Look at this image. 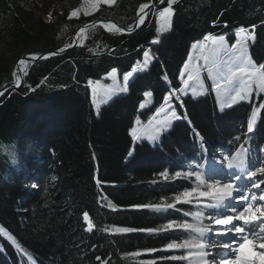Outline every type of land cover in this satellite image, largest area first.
Here are the masks:
<instances>
[{
  "label": "trees",
  "instance_id": "obj_1",
  "mask_svg": "<svg viewBox=\"0 0 264 264\" xmlns=\"http://www.w3.org/2000/svg\"><path fill=\"white\" fill-rule=\"evenodd\" d=\"M79 1L0 0V90L14 81L19 59L65 49L80 27L104 23L86 28L71 50L26 62L22 86L0 95V227L20 245L0 234V264H169L159 250L190 237L185 230L163 226L190 221L191 215L184 213L198 207H144L165 204L171 183L161 182V173L174 164L202 161L215 149H233L236 136L249 150L248 167L264 161V109L253 131H247L264 94L253 92L247 104L233 107L234 117L224 126L210 95L179 97L175 108L188 119L175 121L153 147L133 146L129 120L146 121L163 97L180 86L192 45L208 34L224 35L233 44L235 32L245 28L255 36L248 53L261 65L264 0H176L170 29L159 35L151 12L129 35L105 27L113 21L130 28L140 4L148 0H115L90 15L69 17ZM164 7L167 0L159 9ZM154 39L159 42L153 44ZM144 51L151 57L146 68L140 65ZM136 65L140 67L125 85L127 91L95 112L88 81L101 80L112 69L124 76ZM148 92L151 104L139 110ZM193 126L203 140L193 137ZM128 151L135 152L134 158ZM180 182L185 184L181 191L195 185L192 178ZM84 212L92 232L86 231ZM123 227L134 231H116Z\"/></svg>",
  "mask_w": 264,
  "mask_h": 264
},
{
  "label": "snow or ice",
  "instance_id": "obj_2",
  "mask_svg": "<svg viewBox=\"0 0 264 264\" xmlns=\"http://www.w3.org/2000/svg\"><path fill=\"white\" fill-rule=\"evenodd\" d=\"M107 3H113V0H106ZM159 3H164V0H159ZM176 3V0H167V7H164L159 13L156 20L157 24V33H164L167 32L171 21L173 17V5ZM156 4H149V3H142L139 6V14L137 16V27H139L140 24H143L145 21V16L148 14L145 10H151L153 8H156ZM85 15H88V12L84 13ZM78 10L73 11L71 13V17H77ZM88 26L86 25L84 28H81L79 30V33H84L85 28ZM105 27H108V25H105ZM112 27H115L112 25ZM117 32L123 31L121 28H116ZM245 28H240L237 32V36H239L240 33L245 32ZM204 41L208 40H214L218 43L214 44V46L210 49V54L203 56V59L205 61V64L203 66V69L207 72V78L212 81V91L216 92L217 100L220 105V111L225 112L226 110L233 105L237 104L239 101L247 99L253 91H261L264 92V64L259 65L257 68L256 64L253 63V60L251 56L248 54V48L249 45L247 43L248 40H255L254 35L247 36L244 40H237V43L232 44L229 46V44L225 40L224 35H219L216 37H210V36H204ZM158 40H153L152 43L156 44L158 43ZM193 48L199 47L201 50L205 48V45L203 44H194L192 45ZM65 49L61 48L60 52H64ZM49 55H55V53H50ZM144 56V62L143 67H147L150 59V53L148 51L143 52ZM43 59H46L47 57H40ZM31 60L35 61L38 58L35 55H32L30 57ZM26 61L25 59L19 60V65H25ZM185 69L188 70V79L184 80V84L186 86L189 85L190 80H196L199 82V86L201 91L199 92V95L203 94V88H204V82L199 77V71L200 68L197 67L196 69L192 70L189 69L188 65L186 64ZM23 71V69H20ZM116 69H112V72L115 73ZM137 72L136 68H133L132 71L127 72L124 75V80L126 82H130L129 78H135L134 73ZM27 75V72L24 73ZM184 73H181L183 75ZM12 76L15 78V83L17 86L20 84V77L17 75V72H13ZM259 79V84H254V78ZM46 79V78H45ZM164 80H168V76H164ZM220 81H223L221 83ZM45 80H41V84H43ZM89 85L93 84V81H88ZM96 87L93 88V104H96L95 95H96V89L102 87L100 85L99 81L95 82ZM39 86V85H38ZM116 91L115 89L108 87L105 89L106 94L113 93ZM119 92H125L127 91V88H119ZM187 89L182 90V94H186ZM3 92H0V95H3ZM146 96H151L152 93L148 92L145 93ZM176 94H170L163 97L164 104L167 105V107L170 109V115L171 119L164 121L160 126L148 131L147 133V140L150 142L155 143L158 139H160V135L162 132L168 131L169 127H174L173 121H182L187 120L188 118L186 116H183L182 114H178V108H174L172 104L173 97ZM192 95L196 97L198 95V92L196 89L192 90ZM112 97L111 95L108 96V99L110 100ZM106 102V101H105ZM98 107V105H97ZM141 108L145 107V104L140 105ZM261 109H264V104H261L258 108H253L251 117L248 120L247 124V131L251 133L253 131V125L256 122L257 114L260 112ZM163 111V108L161 109ZM190 131L192 132L193 137H201L202 134L196 129L195 126H193ZM132 139L136 140L139 139L137 137L135 131H133ZM237 140L240 139V137H236ZM247 143V141H245ZM249 150L244 147V145H241L238 149H236V154L232 155L231 158L224 157V159L227 161V167L229 169H236L237 171L241 173H245L247 176V179L252 182V187H258L259 185L256 184L255 181L252 180V177L255 173L252 171H248L247 169V162L246 157L248 155ZM135 152L134 151H128L127 156L131 159L134 158ZM257 172L264 173V167L256 169ZM162 176H164L166 179H174L179 177H192L195 176V179L197 181L202 180V176L200 173H192V172H180L177 171L175 173V177H171L168 175L167 172H162ZM242 178L240 175L233 174V178L230 181H220L216 180L213 183H208L207 188L211 190V192H199L198 195L200 197H207V196H213L214 202L208 203L206 207L216 209L220 208L225 204V202H228L229 212L232 214H229L225 216L224 218H211L214 219L215 224L221 225V226H231L228 228L229 231L234 228L235 233H244L245 229L239 226H235L233 224L234 220H240L243 221L245 225H254V222L256 221L257 217L252 214V204L249 202V198L246 195L247 192L250 191V188L245 186L241 187L236 182L239 181ZM260 183H264V180H261ZM97 184H100V180H97ZM223 185L222 187H218V185ZM196 192V189H191L190 191H182L178 195H175V200L180 201L183 203H189V197L192 196V194ZM241 193L239 201L242 204L243 210H239L234 206L235 197L233 196V193ZM214 194V195H213ZM261 199H264V196L260 197ZM256 200V195L253 194L251 196V201ZM109 207H112L115 209V205H112L111 202H109ZM144 207H152L155 209H167V208H174L175 204H152V205H145ZM256 211L260 212L261 210L258 208ZM185 216L191 215L194 219L198 221V224L194 225L192 223L184 222V223H175L171 222L168 224H165L163 226V229H182L187 232V235L190 237L188 239H184L183 241L177 243L175 241L169 243L167 245V249H186L188 251V255L186 256H180V257H172V259H181V260H189V258L195 254L198 258L199 264H234L233 261L228 259L231 252H234L235 250L232 248L231 244L225 243V244H215L211 242H206L205 237L212 232V229L209 228L208 225H205L202 223L204 214L202 212H185ZM262 218H264V213H262ZM84 220L88 221V227L86 231L92 232L93 230V223L90 221L88 212H84ZM260 231L264 233V224H261ZM103 231V229H101ZM117 232L121 233H128L134 231V229L129 227H123V228H117ZM146 231L152 232L155 230L148 229ZM0 234L7 237L9 241H11L13 244H15L17 247H20L19 244H17L16 238L9 234L8 231H6L3 227H0ZM253 236L256 235V229L255 226L252 228ZM245 239H247L245 237ZM264 246V245H262ZM240 247H243V245H240ZM210 248L212 249H223L224 251L221 253L220 251H210ZM101 258L97 256V260H100Z\"/></svg>",
  "mask_w": 264,
  "mask_h": 264
},
{
  "label": "rangeland",
  "instance_id": "obj_3",
  "mask_svg": "<svg viewBox=\"0 0 264 264\" xmlns=\"http://www.w3.org/2000/svg\"><path fill=\"white\" fill-rule=\"evenodd\" d=\"M114 2H115V0H113V3H107L106 0H80L76 6H74L73 8L70 9L69 17H71V13L73 11H77V10H78L77 17H79L80 15H85L84 14L85 12H88L89 13L88 15H90L94 11H96L101 5H113ZM148 3L157 5L156 8H153L151 10L146 9L147 13L151 12V15L153 16V18L155 20V29H157L156 20L158 17V13L163 9V8L159 9L160 6L162 5V3H159V0H148ZM138 14H139V12H138ZM77 17H71V18H77ZM136 19H137V17H136ZM140 26H141V24H140ZM113 28L114 27H112V25H111V27H107V30H113ZM169 29H170V27H169ZM237 32L235 33V40H236L235 43H237L238 39L244 40L247 36L251 35L249 32L245 31L243 33H240L239 36H237ZM156 33H157V31H156ZM157 34L159 35L162 33H157ZM226 42L228 43L227 40H226ZM248 42H249V40L247 41V43ZM216 43H218V42L211 40V39L208 41H204V39H203L202 41L196 42L195 44H197V45H199V44L205 45V48L203 50H201L199 47H197V48L191 47L189 56H188L186 63H185V65L186 64L188 65L189 69L194 70L197 67L200 68L199 77L204 82L203 94L199 95V92L201 91V89H200L198 81L190 80L189 81L190 86H186L184 84V80L188 79V70H186L184 67L183 71H182V73H184V74L181 75L179 78L180 79V87H179V92H178L179 95L177 94V96L178 97L179 96H181V97L191 96L192 98H197L200 96H204L206 94L210 95L213 98L217 115L220 117L219 119H217L219 122H221V124H219V125L224 126V122H227L232 117H234L233 114L230 113V111L233 110V107H235L236 105H239L241 103L247 104L249 102L250 98L252 97L253 92H259L261 95H263L264 92L253 91L252 94L247 99L239 101L237 104L228 108L226 110V113L220 111V105H219V102L217 100L216 92L212 91V81L207 78V72H206V70L203 69V66L205 64L203 56L209 55L210 49ZM231 45L232 44H229V46H231ZM25 57H30V56H25ZM149 61H150V59H149ZM28 62H33V61H28ZM143 62H144V56L142 57V64H143ZM263 64H264V62H263ZM19 67H20V69H23V71L25 70L24 65H20ZM258 67L259 66H257V68ZM137 68H138V66H137ZM104 77H105V79L103 78L101 80H98L102 87L96 89V93L98 94V97L96 98V104H93V88L96 87L95 82L93 81V84L89 85L91 88L90 91H91L92 104L98 105V107L94 106L95 112L97 111V109L100 107V105L102 103H104L105 101H109V99H108L109 95H111V97H113L114 95H118V94L123 93V92H119L118 89L123 88V85L127 84V82L124 80V76H119L117 70L115 71V73H113L111 71L109 74L105 75ZM14 81H15V78H14ZM220 82L223 83V81H220ZM259 83H260V81H259L258 77L254 78V84H259ZM108 87H111V88L115 89L116 91H114L113 93L106 94L105 89H107ZM184 89H187L186 94H182V90H184ZM193 89H196L198 92V95L196 97H194L192 95ZM8 91H11V90H8ZM99 95L102 96V99H103L102 101H100ZM142 103L145 104V107L144 108L140 107L139 108L140 110H143V109H146L147 107H149L151 104L150 96L145 95ZM172 104H173V107L175 108L176 103L174 102V100H172ZM260 105H261V101L258 105L255 106V108H258ZM162 108H163V111H161ZM259 113L257 114V118L259 117ZM169 119H171L170 109L167 107V105L164 104V100L162 101L161 105L155 109V111L150 115V117L146 121H143L140 118H131L129 120L127 135L129 136L130 140L132 141L133 146L135 147L137 145H142L143 143H146L150 147H153V145L159 139L155 143L148 141L147 140L148 131L160 126L164 121L169 120ZM174 122L175 121H173V123ZM226 124H228V123H226ZM133 131H135V133H136L137 137H139V139H136V140L132 139ZM236 137H239V136H236ZM236 137L234 140L233 149H228V148H224V147L218 148V149H215L211 153V155L207 156V158L203 162L194 161V162L185 163L183 165L174 164L173 168L171 170L165 171L171 177H175V173L177 171L192 172V173L198 172L201 174L202 180L204 181L203 183H201V181H197L195 179V176H192V178H194V180L196 181L197 186L194 188V189H196V192H194L192 194V196L189 197V201H190L189 203L194 201L195 205L199 207V211H197V212H202L204 214L203 219L208 218L205 225H208L209 228L212 229V232H210L209 235H213V233L216 231H219V233H222V234H218L216 236H212L214 238V241L216 242V244H225L226 242H229L230 238L225 237V235L228 232H232L233 235L235 234L234 228H232L231 231L228 230V228L231 226L219 227L217 224H215L214 219H211V218H224L225 216L231 214L228 210L229 209L228 202H227V206L223 205L220 208H216V209L208 208V207H206V205L208 203L214 202L213 196H207V197H205L206 198V200H205L203 197H200L198 195L200 190L197 187L201 186L202 184L213 183L216 180H220L222 182L223 181H230L231 178H233V174H235V175L242 176V178L240 179L241 183L236 182L239 186H241V187L247 186L250 188V191L247 192L246 195L250 194V192H251L258 197L264 196V183H260L261 180H264V173L256 171V169L264 167V161H257L256 164H253V165L247 167L248 171H252L253 173H255L254 176L252 177V180L255 181L256 184H258L259 186L254 187V188L251 186L252 182L247 179V176L245 173H241V172L237 171L236 169H229L227 167V161L224 159V157L231 158V155L233 154L232 151L233 150L235 151L236 149H238L241 146V140H237ZM260 153L262 154L263 150H261ZM159 178H160L161 182L171 183V184H168V186H167V189L165 192L166 198L164 199L163 202L165 204L174 203L175 205L183 203L180 201H176L175 195H178L180 192H182L181 190L185 186V184L180 182V181L184 180L185 177L182 176V177L174 178V179H166L164 176L160 175ZM243 178L245 179L244 183H242ZM222 186H223L222 184L218 185V187H222ZM188 191H190V190H188ZM203 192H211V190L207 188V189L203 190ZM237 195H239V194H237ZM260 200H261V202L258 203L259 205H258L257 209L259 208L261 210L260 207H263L262 208L263 210H261V211H262V213H264V199H260ZM249 202H250V200H249ZM261 204H263V206H261ZM219 209H220V211H219L220 213L218 214V216H215L216 215L215 210H219ZM171 222H174V221H171ZM191 223L196 225V224H198V221L196 219H194L193 217H191ZM261 224H264V218L259 221V223L257 225V231H260L259 226ZM164 230H169V229H164ZM211 243H213V242H211ZM228 244H231V243H228ZM247 244H249V242H247ZM255 245H257V244H255ZM262 245H264V240L260 244L257 245V247L259 246L258 249H260V250H258V251L256 250V252H255L256 255L257 254L261 255V256H258L257 258L255 257L257 259L256 262L258 264H264V246H262ZM214 250L215 249L210 248V251L215 252ZM159 251H161V252L163 251L164 253H166V259H167V262L169 264H191L193 262V260L191 258L192 256L189 258V260L172 259V257H180V256L188 255V251L186 249H167V245H166L162 249H160ZM178 252H182V253H178ZM220 252L222 253L223 250H220ZM255 254H254V256H255ZM163 257H165V256H163ZM244 258H247V257L244 255ZM234 264H236V263H234ZM253 264H255V263H253Z\"/></svg>",
  "mask_w": 264,
  "mask_h": 264
},
{
  "label": "bare ground",
  "instance_id": "obj_4",
  "mask_svg": "<svg viewBox=\"0 0 264 264\" xmlns=\"http://www.w3.org/2000/svg\"><path fill=\"white\" fill-rule=\"evenodd\" d=\"M145 11H147V10H145ZM50 53H52V52H47V53H44V54H42V57H49V56H52V55H49ZM41 56V55H40ZM31 57V56H30ZM30 57H23V58H28L29 60L28 61H33V60H31L30 59ZM36 57H39V56H36ZM23 58H21V59H23ZM41 59H43V58H41ZM40 59V60H41ZM20 60V59H19ZM27 61V62H28ZM20 65H18V67H19ZM20 68V67H19ZM18 75V74H17ZM12 83H14V85H16V83H15V81H13ZM11 83V84H12ZM15 88H13V89H8V90H14ZM16 89H18V88H16ZM2 90H4V89H2ZM2 90H0V91H2ZM8 90H6V91H8ZM4 92V91H3ZM232 179V178H231ZM244 178L242 179V183H244ZM238 183H241V180H239V181H237ZM208 184V183H207ZM207 184H202L201 186H199V187H197L199 190H200V192L202 191L203 192V190H205V189H207ZM254 188V187H253ZM237 192H235V194H236ZM261 196H256V202L254 203L255 205L252 207V213L257 217V219H256V221L254 222V225H245L244 223H243V221H240V220H234L233 221V224L235 225V226H239V227H242V228H244L245 229V231H244V233H240V234H238V233H235L234 235L232 234V232H228L226 235H225V237L226 238H230V240H229V242H226V243H231V245H232V248L235 250L234 252H231L230 253V255H229V257H228V259H230L231 261L233 260V259H235L236 258V254L238 253V251H239V248H240V245H243L244 243H246V242H249V244L248 245H244L243 247H241V251H243V252H241V257H242V259H243V257H244V255L245 254H251V253H253V255L255 254V252H256V250L258 251V250H260V249H258L259 248V246L257 247V245L258 244H260L263 240H264V233H262L261 231H257V225H258V223H259V221L260 220H262L263 218L261 217L262 216V211H260V212H258V211H256L257 210V207H258V203H260L261 202V198H260ZM205 200H206V198L205 197H203ZM239 201V198L238 199H236L235 200V202H234V206L237 208V209H239V210H243V208H242V204L240 203V202H238ZM226 204H227V202H225ZM261 206H263V204H261ZM261 208V210H263L262 208L263 207H260ZM229 210V209H228ZM220 211V209L219 210H215V216H218V214L220 213L219 212ZM255 211V212H254ZM232 214V213H231ZM207 219L208 218H205V219H203V221H202V223L203 224H205L206 222H207ZM216 226V225H215ZM219 227H222L221 225H218ZM253 226H255V229H256V235L255 236H253L251 233H252V228H253ZM218 234H222V233H219V231H216V232H214L213 233V235H207L206 237H205V241L206 242H213V243H215L216 244V242L214 241V238L212 237V236H216V235H218ZM245 237L247 238V239H245ZM257 244V245H255V244ZM220 250H223V249H215L214 251L216 252V251H220ZM224 251V250H223ZM258 256H261V255H256L255 254V256H253L252 257V261L250 262V259H243V261H241V264H253V263H257L256 262V258L258 257ZM256 257V258H255ZM192 260H193V262L191 263V264H199V261H198V258H197V256L195 255V254H193L192 255ZM258 264V263H257Z\"/></svg>",
  "mask_w": 264,
  "mask_h": 264
},
{
  "label": "water",
  "instance_id": "obj_5",
  "mask_svg": "<svg viewBox=\"0 0 264 264\" xmlns=\"http://www.w3.org/2000/svg\"><path fill=\"white\" fill-rule=\"evenodd\" d=\"M137 23H138V20L136 19V21L134 22V24H133L130 28H121V27H119L115 22H113V21H110V22H109V24L114 25V26H116L117 28H121V29H123V31H120V32H119L120 34H123V35H129V34L133 33L134 31H136V30L139 28V27L136 26ZM86 25H87L88 27H89V26H92V25H101V26H104V23H103L102 21H94V22L88 23V24H86ZM86 25H84V26H82V27H80V28L78 29V31L76 32L75 37H74V39H73V42H72L69 46H67V47L65 48V51H64V52L56 51V52H52V53H55V55H59V54L65 53V52L71 50L72 48H74V47L76 46L77 42H78V39H79L80 35L82 34V33H80V34L78 35L79 30H80L81 28H84ZM139 26H140V25H139ZM88 27H87V28H88ZM85 29H86V28H85ZM40 57H42V55L39 56V57H37V58H38L37 60H40V59H41ZM23 59H25L26 62L29 60L28 58H23ZM18 65H19V60L16 62V65H15V71L17 72L18 76L20 77V84H19V86L14 85V83H12V84H9L7 87L4 88V90H2V91H0V92L6 91V90H8V89H13V88L16 89V88H20V87L22 86L23 71L20 70V68L18 67Z\"/></svg>",
  "mask_w": 264,
  "mask_h": 264
}]
</instances>
